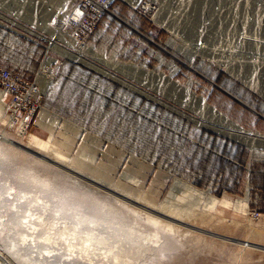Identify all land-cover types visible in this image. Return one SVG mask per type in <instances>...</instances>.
Wrapping results in <instances>:
<instances>
[{
  "label": "rangeland",
  "instance_id": "374dc122",
  "mask_svg": "<svg viewBox=\"0 0 264 264\" xmlns=\"http://www.w3.org/2000/svg\"><path fill=\"white\" fill-rule=\"evenodd\" d=\"M67 2L59 12L65 13L72 6ZM45 5L48 6L47 1ZM7 7L0 3V67L37 81L45 46L54 48L51 33L26 17L39 30L20 22L11 11L6 14ZM111 9L121 20L111 14L101 17L85 43L94 52L84 55L88 61L201 118L185 105V98L158 76L161 72L195 95L203 96L249 133L264 135L263 96L201 57L173 51L166 44L163 30L155 29L126 5L115 2ZM50 17L47 11L45 22L52 25ZM7 21L38 38L6 28ZM31 41H36L41 52L35 51L29 58L24 50L28 52ZM53 41L77 52L64 38ZM59 52L61 55L48 51V55L57 58L58 65L52 69L42 94L41 108L23 135H19V126L8 115L9 96L0 89V264H113L109 253H104L106 246L96 244L86 250L88 242L83 240V232L91 225L75 227V219L53 211L61 206L57 198L47 202L54 191L71 192L72 204L84 202L86 208L103 202L119 207L121 203L115 198L123 199L119 194L122 193L137 199L124 198L130 205L154 216L158 214V218L173 225L178 222L174 233H159L157 244L146 242V250L135 245L134 239H140L136 233L130 237L120 229L113 231L106 223L94 226L95 234L102 233L106 242L114 245L113 251L126 250L125 258L133 264H264V238L254 236L264 232V142L255 140L247 145L198 125L81 60ZM246 58L255 61V54H247ZM138 70L152 76L141 79ZM42 112L56 115L44 125L38 116ZM36 127H41L40 131L34 130ZM30 135L49 140L53 149L65 156L63 161L69 167H49L39 161L37 154L24 147ZM32 174L49 178V188L35 182ZM80 191L84 194L77 202L75 196ZM127 217V222H119L121 226L131 219L130 222L140 224V229L149 224L143 218ZM65 228L77 231L73 234L70 229V234ZM151 228L154 226L150 224ZM86 254L91 261L85 258Z\"/></svg>",
  "mask_w": 264,
  "mask_h": 264
},
{
  "label": "built area",
  "instance_id": "2783aa9c",
  "mask_svg": "<svg viewBox=\"0 0 264 264\" xmlns=\"http://www.w3.org/2000/svg\"><path fill=\"white\" fill-rule=\"evenodd\" d=\"M117 1H121L155 29L163 30L167 34L166 44L170 45L173 51L181 52L178 47L190 49L196 53L195 56L201 57L245 85L244 79L236 78L233 73L239 72V75L247 76L246 80H255L264 85V0H213L212 15L209 16L205 14L209 0H198L195 3H192V0H171V6L166 5L167 0H68L66 4L72 6L61 16L54 12L49 23L58 25L64 37H71L78 43H87L103 15L111 14L121 20L111 9ZM37 2L36 0L29 5L30 7L34 4V22L37 21ZM174 2L176 5L181 3L176 11L172 7ZM23 7L24 5L22 10ZM9 8L4 10L6 14H10ZM185 12H188L185 19L186 30H180L171 17H178L180 21ZM18 20L36 29L29 23L30 19L19 17ZM7 22L6 28L20 35H24L21 31L29 33ZM133 29L141 33L136 28ZM29 34L38 38L37 35ZM146 38L159 46L152 38ZM47 46L41 65L45 58L50 56L48 51L61 55L58 50ZM253 53L256 55L255 61H248L246 55ZM52 60L51 73L58 65L57 58ZM0 89L9 96L7 111L12 123L23 124L25 129H28L41 108V85L0 67Z\"/></svg>",
  "mask_w": 264,
  "mask_h": 264
},
{
  "label": "bare ground",
  "instance_id": "6f19581e",
  "mask_svg": "<svg viewBox=\"0 0 264 264\" xmlns=\"http://www.w3.org/2000/svg\"><path fill=\"white\" fill-rule=\"evenodd\" d=\"M37 4H38V9H37V21L34 22L32 19V14H33V5L29 7V5H31L32 3H35L36 0H0V3L2 5H6V6H9L10 7V11L12 13V15L16 18H19V17H26L28 19H30L32 21V23L35 25V26H38V27H45L50 33H51V36H52V39H51V46L58 49L59 51H61L62 53L68 55V56H71V57H74V58H77L79 60H81L82 62L86 63L87 65H89L90 67H93L105 74H107L108 76L110 77H113L115 78L116 80L120 81L123 85L133 89V90H136L146 96H148L149 98L155 100L156 102H159L161 103L162 105L166 106L167 108L177 112L178 114H180L181 116H184L186 117L187 119L191 120L192 122L198 124V125H201V126H204L210 130H213L221 135H224V136H227L229 138H232V139H235L237 141H241L242 143L244 144H247V145H252L253 142L256 140L258 141H261V142H264V135H260L258 133H249L248 131H246L245 129H243L241 126H239L237 123H235L234 121H232L229 117H227L226 115L222 114L220 111H218L214 106H212L211 104H209L205 98L203 96H200V95H195V93L189 89L188 87H185V86H181V85H178L176 84L175 82L172 81V79L168 76H165L163 75V73H158V76L160 78H163L165 81L168 82V85L172 86V89L174 90V92H177L180 96H182L183 98H185V101L187 103H185V105L187 107H189L190 109L192 110H195L196 112H198L201 116V118L199 117H195L189 113H187L186 111L180 109V108H177L175 107L174 105H172V103H169L165 100H163L162 98L158 97V96H155L151 93H149L148 91L144 90L143 88L137 86L136 84L126 80V79H123L113 73H111L110 71L100 67L99 65L97 64H94L90 61H88L84 55H88L90 53H94L92 51L91 48H86V44L85 42H76L73 38L71 37H64L63 36V33L60 32L59 28L57 26H53V25H49L45 22V16H46V13L48 11V15L49 17L55 12H57V14L59 16H61V12H59L60 8L62 7V5L65 3V1L67 0H37ZM45 1H47V5H45ZM196 1L198 0H192V3H195ZM121 3V1H117V3ZM180 2H184V0H180ZM213 0H209L208 1V6H207V9L205 11V14L206 16H209V15H212V7H211V4H212ZM171 3L172 1L171 0H167L166 2V5L167 6H171ZM24 5L23 7V10H22V6ZM181 5V3H178L177 5L175 4V2L173 3L172 7L175 8L174 11H176L178 9V7ZM22 12V14H21ZM188 12H185L182 16V19L180 21H178V17H171V20L174 18V21L175 23H177V27L178 29H185L186 30V16H187ZM10 18L11 20H13V18L11 17H8ZM14 21V20H13ZM21 26H25L23 24H20ZM26 29H29V30H33L31 28H27L25 27ZM190 29V28H189ZM56 37H61V38H64L67 40V42L72 45L73 47L76 48V51L77 52H72L71 50H68V49H65L64 47H62L61 45L55 43L53 41V38H56ZM183 48V47H182ZM181 47H178V51H181V52H185L187 53V55L189 57H192L193 55H196V53H193L190 49H182ZM205 55V54H203ZM249 55V54H248ZM247 56V55H246ZM256 56V55H255ZM53 57L52 56H47L44 60V62L42 63V67H41V70L38 74V79H37V83H39L41 85V92H44L45 91V88L46 86L48 85V83L50 82V79H51V70H50V64L52 63V60ZM101 60L103 62H105V59L101 58ZM252 60V59H251ZM112 65L114 66H117L119 64H116V63H112ZM121 66V65H119ZM137 71V70H135ZM140 76H141V79L143 78H147L148 77H151L152 76V73L150 72H142V71H139L137 72ZM234 76H236V78L238 79H244V82L246 83V85L248 87H250L251 89H253L254 91H256L257 93H259L260 95L263 96L264 98V85H260L258 82H255V80H246L245 78H247V76L245 75H239V72H237L236 74L233 73ZM53 78V77H52ZM151 79V78H150ZM19 128H18V133L19 135H23L25 133V126L23 124H20L18 125ZM25 149L27 150H30L31 153H35L38 155L39 157V161H41L42 163H45L50 166H54L56 164H59L62 166H65V167H69L68 164H65L64 163V159H65V156L62 155L61 153L57 152L56 150L53 149V145L49 142V140H46V139H42L40 137H37L35 135H30L28 140L25 142V145H24ZM36 161V160H35ZM54 164V165H53ZM60 166V167H61ZM58 167V166H57ZM56 167V168H57ZM58 167V168H60ZM64 167V168H65ZM57 168V169H58ZM72 172V171H71ZM78 172V171H76ZM77 174V173H76ZM31 178L37 182L38 184H41V185H45V186H49L50 185V181H49V178H38L37 176L35 175H31ZM30 179V178H29ZM34 186V185H33ZM44 186V187H45ZM9 187H12V186H9ZM35 187V186H34ZM38 188V187H37ZM49 188V187H48ZM65 188V187H64ZM12 189V188H11ZM109 189V188H107ZM65 190V189H64ZM70 190V189H69ZM112 190V189H110ZM10 192H12L14 194V192L12 190H9ZM16 192V190H14ZM114 191V190H112ZM62 192V191H61ZM77 192V191H76ZM75 192V194H77ZM18 193V191H17ZM81 193V191L79 192V194ZM24 194V193H23ZM22 194V195H23ZM77 195L75 196V200L77 198V202H80V198L81 196L84 194H80V195ZM87 194V193H86ZM114 194V193H113ZM122 195L123 199L119 198L118 196H116L115 200L117 202H120L121 205H119V207L115 206V204H110V203H106V202H103V203H99V204H96V205H93V204H89V206L86 208V206H84V202L83 204L81 205L80 203L77 204V203H73L71 202V197L72 199H74V196L71 194V192L69 191H65L63 193H59V192H51V199L48 198L47 199V202L50 204V202H52V198L56 200L59 199L58 201L61 203V206H57V208H53V211L55 212H62L63 213V216L64 217H67V218H73L76 220V224L74 225L75 227L79 226V225H83V224H88V225H91L90 227H86L83 234L85 233V236L86 238L83 239L82 236L81 238L85 241L88 242V245L86 247V250H90V247L89 246H92V245H96V244H99V245H104L106 246V250H105V254L107 253L108 254V257L110 258V262L113 263V264H122L123 260L126 261V264H133L131 262H129V259L128 258H125L127 256L126 254V250L123 252H116V251H113V248H114V245L112 243H109V242H106V238L102 235V233L100 232H97L96 234L94 233L95 230H97L94 226L100 224V223H106L109 227L112 228V230H121L123 231V235H128V236H132L133 237V234L136 233L137 237H140L139 241L134 239L135 240V245H138L140 247H143V249H148V246L146 245V242L148 243H158L159 240H160V234L162 233L161 231H168V232H173L175 231L176 226H174L175 224L177 225V223H175L174 225L172 224V222H166V219L165 221L158 218L157 215L154 216V214H150L147 213V212H144L132 205H130L129 203H127L124 198L126 199H131L133 201H137V199H132L129 197V195H124L122 193H119ZM89 195V194H88ZM24 196V195H23ZM85 196V195H84ZM14 197V196H13ZM15 197H16V194H15ZM38 197V196H37ZM83 197V196H82ZM88 197V196H86ZM91 197V195L89 196ZM92 197H94V195H92ZM114 197V196H113ZM97 198V197H95ZM94 198V199H95ZM16 199V198H15ZM13 198V201L15 200ZM18 199V198H17ZM84 199V198H83ZM82 199V200H83ZM88 199V198H87ZM93 199V200H94ZM86 200V198H85ZM88 200H92V199H88ZM99 201V200H98ZM96 202V201H95ZM100 202V201H99ZM116 202V203H117ZM141 202H144L143 200ZM15 203V202H14ZM12 203V204H14ZM86 203V202H85ZM132 203V202H131ZM145 203V202H144ZM19 205V204H18ZM92 205H93V208H92ZM137 205V204H136ZM147 205V204H146ZM145 205V206H146ZM49 206V205H48ZM149 206V205H148ZM153 207V206H152ZM143 208V207H141ZM153 209V208H152ZM69 210V212H68ZM164 211V210H162ZM168 211V210H167ZM165 212V211H164ZM171 212V211H170ZM180 212V211H179ZM178 212V213H179ZM169 213V212H168ZM183 213V212H181ZM24 214V213H23ZM32 213H30L31 215ZM110 214H114L113 215V218H108ZM170 214V213H169ZM172 214L175 215V213L173 212ZM180 214V213H179ZM186 214V213H185ZM21 215V214H20ZM19 215V216H20ZM28 215V214H26ZM127 215H133V217L135 218H143L147 223L146 227H150V224L154 226V228L151 230L148 229L146 230L143 226L144 229H140V224H138V222H130L129 223H125L124 226H121V224L119 222H122V221H126L125 218L127 217ZM160 215V214H159ZM171 215V214H170ZM173 215V216H174ZM24 216V215H23ZM32 216V215H31ZM177 216V215H176ZM175 216V218H176ZM132 217V216H131ZM16 218H19L18 215L16 216ZM21 218V217H20ZM37 218V215L36 217ZM34 218V219H35ZM43 218V217H42ZM41 218L40 222L43 221ZM128 218V217H127ZM130 218V217H129ZM128 218V219H129ZM24 219V218H23ZM26 219V218H25ZM24 219V220H25ZM142 219V220H143ZM168 219V218H167ZM28 220V219H27ZM31 219L29 218V221ZM71 220V219H70ZM135 220V219H134ZM139 220V219H138ZM15 221V220H14ZM16 221H18L16 219ZM34 223H35V220H33ZM45 221V220H44ZM74 221V220H73ZM175 221V220H174ZM177 221V220H176ZM175 221V222H176ZM32 222V221H31ZM39 222V224H40ZM68 222V221H66ZM70 222V221H69ZM140 222V221H139ZM16 223V222H15ZM26 223V220L23 222V224ZM28 223V222H27ZM44 223V222H43ZM131 223V224H130ZM19 224V223H18ZM38 224V222H37ZM146 224V223H144ZM182 224V223H181ZM25 225H28V224H25ZM32 227H33V224H31ZM41 225V224H40ZM43 225V224H42ZM72 225H73V222H72ZM113 225V226H112ZM114 225H118L119 228H116ZM37 226V225H36ZM35 226V227H36ZM63 226V225H62ZM70 226V225H69ZM184 226V225H183ZM29 227V226H28ZM64 227V226H63ZM81 227V226H80ZM123 227V228H122ZM176 227V228H175ZM31 228V227H30ZM67 228V227H66ZM65 228V229H66ZM33 229V228H32ZM35 229V228H34ZM72 230L73 234L76 233L77 229L75 230L74 228H69V230ZM80 228H78L79 230ZM190 229V228H189ZM62 230V229H61ZM69 230L66 229V231L69 232ZM177 230V229H176ZM82 231V230H81ZM161 232V233H160ZM62 233V232H61ZM70 233V232H69ZM81 233V232H80ZM160 233V234H159ZM166 233V232H165ZM68 234V233H67ZM71 234V233H70ZM70 234H68L70 236ZM170 234V233H169ZM65 235V234H63ZM163 235V234H161ZM24 236H27L26 234ZM135 236V235H134ZM167 236V235H166ZM169 236V235H168ZM173 236V234H172ZM254 236L256 237H259V238H264V232L261 233L260 232H257V233H254ZM21 237V236H20ZM80 238V236H78ZM77 237V239H78ZM255 237V238H256ZM22 239V238H21ZM49 239V238H47ZM46 240V239H45ZM51 240V239H50ZM80 240V239H78ZM198 240V239H197ZM259 240V239H258ZM260 240H263V239H260ZM47 241V240H46ZM173 241V240H172ZM235 241V240H234ZM73 242V240H72ZM71 242V243H72ZM84 242V241H83ZM166 242V241H165ZM169 242V241H167ZM236 242V241H235ZM70 243V242H69ZM79 243V241L77 242ZM245 243V242H244ZM14 244V243H13ZM82 244V242H81ZM85 244V243H84ZM169 244V243H168ZM250 244V243H249ZM72 245V244H71ZM79 246V244H77ZM98 245V246H99ZM146 245V246H145ZM244 245V244H243ZM74 246V245H73ZM72 246V247H73ZM76 246V245H75ZM85 246V245H84ZM155 246V245H154ZM165 246L167 247V245L165 244ZM172 246V244H171ZM169 246V247H171ZM81 247V245H80ZM89 247V248H88ZM164 247V246H163ZM260 247V246H259ZM94 248V247H93ZM92 248V249H93ZM99 248V247H97ZM102 248V247H101ZM165 248V247H164ZM91 249V251H93ZM96 249V248H94ZM105 249V248H104ZM162 249V248H161ZM73 250V249H72ZM95 251V250H94ZM93 251V252H94ZM97 251V250H96ZM99 251V250H98ZM104 251V250H103ZM102 252V254L100 256H102L104 253ZM50 252V251H49ZM79 252V251H78ZM86 252V251H85ZM84 252V253H85ZM90 252V251H89ZM89 252H86L89 254ZM92 252V253H93ZM125 253V254H124ZM10 254V253H9ZM8 254V256H9ZM79 254V253H78ZM88 254H86V257L88 256ZM95 254H98V253H95ZM162 254V253H161ZM82 255V254H81ZM83 256V255H82ZM99 256V255H98ZM105 256V255H104ZM80 257V256H79ZM90 257V256H89ZM93 257H94V254H93ZM84 258V257H83ZM91 258V257H90ZM107 258V257H106ZM89 258H87L88 260ZM90 260V259H89ZM91 261V260H90ZM109 261V260H108ZM72 263V262H71Z\"/></svg>",
  "mask_w": 264,
  "mask_h": 264
},
{
  "label": "crops",
  "instance_id": "0c3cea01",
  "mask_svg": "<svg viewBox=\"0 0 264 264\" xmlns=\"http://www.w3.org/2000/svg\"><path fill=\"white\" fill-rule=\"evenodd\" d=\"M36 42V41H35ZM35 42H32L31 41V45H30V47H29V50H28V52L26 51V49L24 50L26 53H28V57L29 58H31V56H32V54L36 51V53H38V54H40V52H41V50H40V48H38L37 47V43H35ZM39 59H37V61H38ZM26 67L25 66H23L22 67V69H25ZM9 69V68H8ZM50 93V92H49ZM49 95V94H48ZM51 111H54V110H51ZM55 115H56V113L55 112H48V113H46V112H42V113H40V115H38V116H41L40 117V123H42V124H44V125H47L48 123H51V121H53V119L55 118ZM38 118V117H37ZM37 118H36V120H37ZM52 119V120H51ZM35 120V121H36ZM40 129H41V127H36V128H34V130H36V131H40Z\"/></svg>",
  "mask_w": 264,
  "mask_h": 264
}]
</instances>
